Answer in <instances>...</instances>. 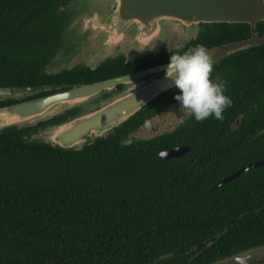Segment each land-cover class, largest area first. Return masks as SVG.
Instances as JSON below:
<instances>
[{"label":"trees","instance_id":"obj_1","mask_svg":"<svg viewBox=\"0 0 264 264\" xmlns=\"http://www.w3.org/2000/svg\"><path fill=\"white\" fill-rule=\"evenodd\" d=\"M71 1L0 0V88L35 89L21 99H0V108L163 65L197 45L210 49L252 36L247 23L200 24L180 49L48 73ZM254 31L264 39V20ZM217 77L233 101L223 121L190 115L172 131L135 138L176 101L174 89L81 148L32 139L77 108L32 127L1 130L0 264H216L264 247V165L214 188L264 159V42L219 60L211 78ZM183 146L189 151L181 157L160 156Z\"/></svg>","mask_w":264,"mask_h":264},{"label":"water","instance_id":"obj_2","mask_svg":"<svg viewBox=\"0 0 264 264\" xmlns=\"http://www.w3.org/2000/svg\"><path fill=\"white\" fill-rule=\"evenodd\" d=\"M76 6L78 9L74 12ZM67 7L72 16L63 32L61 48L47 66L48 73H57L79 64L95 69L106 58L124 53L130 59L155 55L160 50L163 32L171 33L174 22L186 26L211 23H247L251 26L252 36L249 39L208 49L213 63L264 42L254 31L255 24L264 20V0H73ZM78 32L83 33V37H78ZM69 33L71 38L68 37ZM86 36L90 38L87 39ZM71 46L73 50L63 57L62 52ZM103 51L104 54L101 55ZM85 59L87 61L84 62ZM168 64L77 85L40 98L1 107L0 131L8 127H32L77 108V112L66 116L59 123L38 128L36 134L43 138L39 141L53 146L63 149L81 148L93 139L110 133L157 97L174 90L175 88L170 87L171 81L165 78ZM132 84L133 88L121 90L123 86ZM118 86L121 89L115 91ZM34 91L33 87L0 88V97L27 96ZM107 93L108 97L103 98ZM98 97L103 98L102 105L86 112L85 102ZM188 150L189 147L186 146L176 147L161 152L160 156L164 159L181 157ZM263 165L264 159L255 161L225 177L214 188L234 180L245 171ZM214 241L215 238H211L198 247ZM184 250L189 251L179 249L172 254L176 255ZM263 255L264 248H261L218 264H252L257 257Z\"/></svg>","mask_w":264,"mask_h":264},{"label":"clouds","instance_id":"obj_3","mask_svg":"<svg viewBox=\"0 0 264 264\" xmlns=\"http://www.w3.org/2000/svg\"><path fill=\"white\" fill-rule=\"evenodd\" d=\"M213 72L212 57L205 45H197L183 54H173L165 70V78L171 81L170 87L178 90L174 99L180 111L187 112L197 122L214 117L223 121V113L233 101L226 93L225 84ZM131 141L123 142L127 147Z\"/></svg>","mask_w":264,"mask_h":264},{"label":"rangeland","instance_id":"obj_4","mask_svg":"<svg viewBox=\"0 0 264 264\" xmlns=\"http://www.w3.org/2000/svg\"><path fill=\"white\" fill-rule=\"evenodd\" d=\"M78 9V7H74V12H76ZM110 12H112V10H110ZM173 29L171 31V33L169 32H163L162 36L163 38L161 39L162 43H160V48H163V47H167V48H175V47H179V46H182L185 42L189 41L190 39H192L196 33L198 31L201 30V27L200 26H186V25H183L179 22H174L173 23ZM76 34V33H75ZM78 37H80V35H82L83 37V33L81 34V32H78L76 34ZM92 35V34H90ZM161 36V34H160ZM68 37L71 38L72 35L71 33L68 34ZM87 37V36H86ZM90 37H87V39H89ZM175 46V47H174ZM70 50L72 49L73 50V47H69ZM71 50V51H72ZM100 51H98L99 53ZM63 53V57H65V55H67L68 53H70L69 49H65V51L62 52ZM97 53V54H98ZM104 54V51L101 53V55ZM123 55H125L127 58L130 59V57L124 53ZM91 58V57H90ZM87 61L86 59L84 60V62ZM90 61V60H89ZM71 65V64H69ZM68 65V66H69ZM65 68V66H64ZM129 87L133 88L134 85H125L122 87L121 90H125V89H128ZM118 94V93H117ZM26 96H14L13 98L14 99H21V98H24ZM0 99H6V98H3V97H0ZM103 98H94L92 100H89L87 102H85L84 104V107H86V112L88 111H92L94 109H96L97 107H99L100 105H102L101 101H102ZM180 123V120L177 119L174 114H170V113H162L160 115V117H156L152 120V122L150 124H148L146 127H143L141 128L137 133H136V138L138 139H147V138H152L154 137L155 135H158L160 133H164V132H167V131H170L171 129L175 128L178 124ZM106 135V134H104ZM103 135V136H104ZM34 139L36 140H43V138L39 135H34L32 136Z\"/></svg>","mask_w":264,"mask_h":264},{"label":"flooded vegetation","instance_id":"obj_5","mask_svg":"<svg viewBox=\"0 0 264 264\" xmlns=\"http://www.w3.org/2000/svg\"><path fill=\"white\" fill-rule=\"evenodd\" d=\"M212 24V23H211ZM200 26V25H199ZM201 31V30H200ZM200 31H198L197 33H196V35L193 37V38H195L198 34H199V32ZM257 36V35H256ZM192 38V39H193ZM191 40V39H190ZM188 42V41H187ZM187 42H185L182 46H179V47H175V48H167V47H163V48H166L167 49V51H172V50H175V49H180V48H183L184 47V45L187 43ZM163 48H161L160 50H159V52L163 49ZM69 49V51H70V48H68ZM119 55H121V56H123L124 58H125V60L126 61H128V60H134V59H129V58H127L125 55H123V54H119ZM156 55V54H155ZM227 57V56H226ZM226 57H224V58H226ZM221 59H223V58H221ZM221 59H219V60H221ZM218 60V61H219ZM218 61H216V62H214L213 63V65L215 64V63H217ZM152 68V67H151ZM149 69V68H148ZM159 76H161L160 74H159ZM121 89V88H120ZM119 89V86L115 89V91H119L120 90ZM108 97V93L106 94V95H104L103 96V98H107ZM162 113H170V114H174V116L177 118V119H179L180 120V123L176 126V127H178L183 121H185L189 116H190V114L189 113H187V112H181L180 111V107H179V104H178V102L177 101H175L174 103H171L170 105H168L167 107H164L154 118H156V117H160V115L162 114ZM154 118H152V119H150L146 124H144V125H142L140 128H138L137 129V131H135L134 133H133V136L136 138V133L141 129V128H143V127H146L148 124H150L151 122H152V120L154 119ZM238 122H240V120L238 121ZM175 127V128H176ZM175 128H173V129H171L170 131H172V130H174ZM168 132V131H167ZM165 133V132H164ZM160 134H162V133H160ZM35 135H37V134H35ZM107 135V134H106ZM159 135V134H158ZM34 136V135H33ZM105 136V135H104ZM156 136V135H155ZM94 140V139H93ZM189 151V150H188ZM184 155V154H183ZM197 248H199L198 246H197ZM261 248H264V247H261ZM261 248H257V249H254V250H251V251H248V252H246V253H244V254H240L239 256H245V255H247V254H249L250 252H253V251H256V250H258V249H261ZM188 249V248H187ZM179 250V249H178ZM177 251V250H176ZM184 251H186V250H184ZM189 251H190V249H189ZM189 251H187V252H189ZM174 252V251H173ZM172 252V253H173ZM183 252V251H182ZM181 253V252H180ZM179 254V253H178ZM172 255H174V254H172ZM177 255V254H176ZM230 259V258H229ZM225 261V260H224ZM221 262H223V261H221ZM218 263H220V262H218ZM218 263H216V264H218ZM252 264H264V255L263 256H259V257H257L255 260H254V262L252 263Z\"/></svg>","mask_w":264,"mask_h":264}]
</instances>
